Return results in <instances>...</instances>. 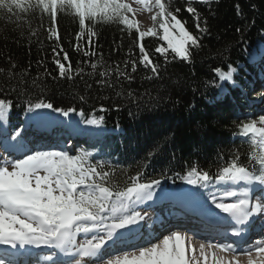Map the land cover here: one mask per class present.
<instances>
[{
  "label": "snow or ice",
  "instance_id": "6c2138e0",
  "mask_svg": "<svg viewBox=\"0 0 264 264\" xmlns=\"http://www.w3.org/2000/svg\"><path fill=\"white\" fill-rule=\"evenodd\" d=\"M134 2L143 6L145 11L158 10L151 17L158 29L154 26L142 31L135 21L129 19L127 13H134L135 10L124 0H0V11L6 12L11 22L12 16L20 20L39 9L42 17H49L51 26L47 31L57 41V17L62 12L74 16L80 29L76 39L80 40L86 34L89 45L97 36L94 30L97 23L125 26L129 34L135 30L134 43L139 49V64L150 68L157 77L160 66L150 58L143 44L146 37H158L164 42L154 51L164 58L165 63L170 54L174 59L189 61L191 49L201 46L200 37L193 35L185 27V22L178 19L180 8L172 10L171 0ZM196 2L209 3L210 0ZM186 11L197 20V31L207 33V27H201L197 9L191 3ZM35 31L32 30L33 35ZM236 31L239 33L242 30L237 28ZM75 50H81L79 44ZM60 51L64 52L63 48ZM93 54L84 52L85 56ZM63 60L69 61L67 67L60 59L55 60L58 74L61 78L67 76L72 79L67 52H64ZM129 63L132 72H136L137 61L129 58L125 64ZM91 68L95 70L97 64H91ZM214 71L220 80L231 82L235 69L229 65L227 71H222L220 67ZM0 72L3 70L0 69ZM116 72L117 79H132L129 73L120 71L118 67ZM99 75L103 78L110 72L101 71ZM9 77H12L11 71ZM97 83L103 85L106 81L101 79ZM23 85L21 79L18 86H12L11 93L18 98L28 97L25 111L32 114L29 122L51 119L52 113L62 117L75 113L84 117L83 110L77 112L73 107H54L43 92L32 98L33 94ZM108 87L112 85L108 84ZM12 105V100L0 98V122L8 123ZM100 111L106 109L101 107ZM81 122L100 126L104 117L82 119ZM239 128L241 135L251 138L245 162L235 155L226 166L218 169L215 176L195 167L179 176L183 183L197 188H208L213 180L223 186L217 189V193L209 194L210 205L214 207L200 204L212 232L202 234L194 226L190 229L191 236L188 231H171L164 224H161L159 236L152 232L147 236L141 233V222L147 213L141 214L136 207L153 199L155 188L161 184L160 179L144 180L145 174L138 171L121 187L115 172L119 165L96 159L91 151L81 148L71 154L65 148L29 147L20 129L9 135L6 128H0L7 153L0 156V246L5 249L0 256V264H16L17 255H40L32 249L53 250L42 257L49 264H244L240 256L247 258L246 264H264V236L251 240L253 232L264 233V219L256 224L258 218H264V114L241 122ZM12 153L17 155L13 157ZM197 195L185 193V198L195 199ZM81 234L84 239L78 242ZM196 236L201 237L199 257L191 243Z\"/></svg>",
  "mask_w": 264,
  "mask_h": 264
},
{
  "label": "trees",
  "instance_id": "16d2710c",
  "mask_svg": "<svg viewBox=\"0 0 264 264\" xmlns=\"http://www.w3.org/2000/svg\"><path fill=\"white\" fill-rule=\"evenodd\" d=\"M189 3L197 9L201 27H207V33L197 31V20L186 11ZM171 4L172 10L180 8L178 19L200 37L201 46L191 49L189 61L174 59L170 54L165 63L154 51L164 42L146 37L143 44L160 66L158 77L139 64L135 30L129 34L125 26L97 23V36L89 45L86 34L76 39L80 29L74 16L62 12L57 17V41L47 31L51 26L49 17H42L39 9L20 20L12 16L11 22L8 14L0 11V98L13 101L9 128L32 115L25 111L28 97L18 98L11 93L12 86L23 79V87L33 94L32 98L43 92L54 107L83 110V118L75 113L70 117L52 113L51 119L36 123L43 128L55 122L67 123L81 135L80 144L71 154L82 148L96 159L119 165L115 172L121 187L138 171L145 174L144 180L160 179L163 185H177L181 183L179 176L193 167L215 176L235 155L245 162L251 138L241 135L239 125L257 119L258 111L244 98L242 88L249 90L252 72L257 66L264 68V0H171ZM127 15L133 20L130 13ZM237 28L242 31L238 33ZM32 30H36L35 35ZM77 44L79 52L75 50ZM61 48L70 58L72 79L58 74L56 59L66 67L69 64L63 60ZM85 51L94 54L85 56ZM129 58L137 61L136 72H132L130 63L125 64ZM93 63L97 64L95 70L91 68ZM229 65L235 69L232 81L220 80L214 69L227 71ZM117 67L132 79H117ZM101 71H109L110 75L102 78ZM101 79L106 83H97ZM101 107L106 111L101 112ZM100 116L104 117L100 126L81 122Z\"/></svg>",
  "mask_w": 264,
  "mask_h": 264
},
{
  "label": "rangeland",
  "instance_id": "374dc122",
  "mask_svg": "<svg viewBox=\"0 0 264 264\" xmlns=\"http://www.w3.org/2000/svg\"><path fill=\"white\" fill-rule=\"evenodd\" d=\"M127 2L129 4H131V6L133 7V9L135 10L134 13H130V17L137 22L139 28L142 31H147L150 27H154V23L151 19L152 15L156 14V11L158 10H153V12H148L143 10V6L138 5L134 2V0H127ZM257 76H262L264 77V71H257L256 73ZM260 82L257 83L256 86H259ZM259 93H261L260 97L258 99H256V104H257V108L260 111L261 114H264V87L263 88H259V87H252L250 89V92L245 91L244 94L245 95H253L254 97H256ZM33 137H30L27 141L29 142V144L31 146L35 145L34 143H32ZM46 143H49L48 140H43ZM43 143L42 139L40 140V144ZM7 155V153L5 154ZM13 157H15V153L11 154Z\"/></svg>",
  "mask_w": 264,
  "mask_h": 264
},
{
  "label": "bare ground",
  "instance_id": "6f19581e",
  "mask_svg": "<svg viewBox=\"0 0 264 264\" xmlns=\"http://www.w3.org/2000/svg\"><path fill=\"white\" fill-rule=\"evenodd\" d=\"M244 98L248 101V102H251V101H253L256 97H254L253 95H249V96H244ZM165 234H168V233H165ZM246 257H244V256H240V260L242 261V262H244V264H246Z\"/></svg>",
  "mask_w": 264,
  "mask_h": 264
}]
</instances>
